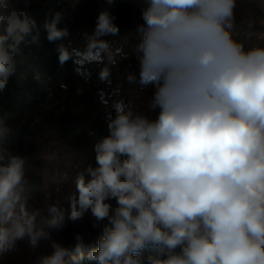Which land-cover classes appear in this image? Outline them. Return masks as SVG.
<instances>
[{
	"label": "clouds",
	"instance_id": "obj_1",
	"mask_svg": "<svg viewBox=\"0 0 264 264\" xmlns=\"http://www.w3.org/2000/svg\"><path fill=\"white\" fill-rule=\"evenodd\" d=\"M104 0L84 54L107 52L102 37L119 27ZM33 0H0V95L18 71L23 49L40 46ZM80 0L56 11L44 28L50 43L70 35ZM264 0H146L138 25L139 84L154 92L155 120L115 106L108 135L94 146L96 166L75 175L63 200L30 203L29 158L13 152L19 131L0 105V264L25 241L35 250L51 231L90 215L102 230L98 247L85 253L82 234L74 252L51 240L37 264H264V31L247 46L234 37L239 17L264 29ZM71 10V11H70ZM61 64L72 58L63 43ZM110 68L99 77L107 80ZM136 83L134 74L127 76ZM59 191V190H57ZM112 200L116 201L113 207Z\"/></svg>",
	"mask_w": 264,
	"mask_h": 264
},
{
	"label": "trees",
	"instance_id": "obj_2",
	"mask_svg": "<svg viewBox=\"0 0 264 264\" xmlns=\"http://www.w3.org/2000/svg\"><path fill=\"white\" fill-rule=\"evenodd\" d=\"M146 0H116L110 11L117 17L114 23L119 27L116 35L129 30L138 31L142 24L141 8ZM104 0H81L80 5L71 11L67 24L69 33L88 32L95 29L96 19ZM67 8L64 0H33L31 12L37 20L40 33V46L29 45L23 49L17 74L11 78L8 90L0 95V105L14 114V123L19 131L10 141L13 152L26 155L29 159L37 155L38 147L34 139L43 129L54 130L56 139L66 143L77 153L74 163L96 166L95 144L108 135L106 117L115 116V91L111 84L99 77L101 66L81 54L73 53L72 58L61 64L58 60V46L63 43L72 51L69 37L63 41L50 43L46 39L44 23L50 20L56 11ZM81 107V113L75 114L73 107ZM36 130V131H35ZM35 168L43 167L42 161L30 162ZM54 163H49L53 165ZM42 170V169H41ZM30 200L42 201L45 184L40 175L29 176ZM113 207L116 201L112 200ZM64 237L71 252L75 249L74 234H82L85 253L98 247L102 230L91 228L75 229L70 227ZM149 255H162L161 250L145 249L140 257L148 264ZM85 264H96L85 261Z\"/></svg>",
	"mask_w": 264,
	"mask_h": 264
},
{
	"label": "rangeland",
	"instance_id": "obj_3",
	"mask_svg": "<svg viewBox=\"0 0 264 264\" xmlns=\"http://www.w3.org/2000/svg\"><path fill=\"white\" fill-rule=\"evenodd\" d=\"M65 4L68 7L69 0H64ZM81 2V0H80ZM80 5V3L77 5V7ZM247 7L252 8V10L256 13L257 16L264 15V13H261L258 8L255 7L254 4H248ZM71 11V10H70ZM70 20V19H69ZM234 28L238 30L245 38L249 39L250 41H257L258 33L261 31H264V29H261L259 26L248 29L244 25H242L240 18L238 17L235 23ZM128 33L130 32L127 31ZM88 32H83L79 34V37H76V32L70 34L71 37H75L74 41L77 44L76 53L81 54L84 57L85 56H92L103 68L104 66H108L111 68V73L113 76V84L112 87L115 91V101L114 104L116 105H123L126 109H130V92H131V85L127 80L126 73L123 72L122 69H117L114 65V58L116 56H123V57H129L131 48L124 44L117 45V36H112L110 40H108L109 48L107 52H100L99 54H96L95 52L91 54H84L87 48V43L84 41V34ZM132 34V33H130ZM120 36V35H119ZM72 37V38H73ZM121 38H119L120 40ZM131 39V38H130ZM124 40V39H123ZM87 58V57H86ZM115 68V70H113ZM152 95H149L145 98V107L149 106L151 101ZM81 107L75 106L73 107V112L75 114L81 113ZM156 119V118H155ZM154 119V120H155ZM36 131V130H35ZM34 142L36 143L38 147L37 155L29 159V172L28 175H41L42 180L45 184L44 189V198L42 201L37 200H30V203L36 207H40L43 202L48 198L51 197V200L54 202L56 199H61V202L64 204L65 207H67V201H64L62 198L66 191H68L71 187H68L65 189L63 193H59L56 191L57 188L63 187L58 182V176L55 175L56 172L61 173L64 172V170H67V166H70L74 162V158H76L78 155L74 152L73 149H71L66 143L59 141L56 139V132L54 130H47L46 128L40 131L36 138L34 139ZM33 160L42 161L43 167L41 169L35 168L30 164ZM54 163L53 165H49V163ZM86 168V167H85ZM66 187V185H65ZM29 192V188H28ZM30 195V194H29ZM31 198V197H30ZM72 227L75 229H85V228H91L93 230H101L100 228H94L92 226L90 215L86 216L82 222L77 223H71L69 222L67 226L63 230H53L51 231V240H56L62 243L64 246L67 245V239L64 237L66 235L67 230ZM51 240H41L39 243V246L32 250L28 248L25 241L18 242V247L20 251L18 253H14L10 255L4 262V264H33V260L35 258H41L44 255H48L52 252L51 248Z\"/></svg>",
	"mask_w": 264,
	"mask_h": 264
},
{
	"label": "built area",
	"instance_id": "obj_4",
	"mask_svg": "<svg viewBox=\"0 0 264 264\" xmlns=\"http://www.w3.org/2000/svg\"><path fill=\"white\" fill-rule=\"evenodd\" d=\"M71 17V16H70ZM70 19V18H69ZM69 19H66L68 21ZM64 26H67L65 23ZM90 34V33H87ZM233 34L234 37L240 41H243L247 46L251 45L255 41H250L249 39L245 38L238 30L233 28ZM135 38L137 40L136 46L131 50L129 57H123V56H116L114 58V65L117 69H122L124 73L128 76L129 74H134L137 78L136 83H130L131 85V92H130V109L134 113H139L147 116L149 119L154 120L158 116L159 110H151L149 106L145 107V98L149 95H153L154 92V86L149 84L146 87L141 88L139 84V76H140V62L138 59V53H137V46L141 43V34L136 31ZM84 41L87 43L86 39L84 38ZM69 44L72 48L73 53L76 52L77 44L74 41V38L69 35ZM102 69V68H101ZM101 69L99 71H101ZM115 70V68L113 69ZM108 84H113V76L111 73L110 68V76L107 80H105ZM67 170H64V172L58 173L56 172L55 175L58 176V182L63 185V187H59L56 189L59 190L57 192L63 193L64 188L66 189L68 187H72V182L77 174L78 171H81L85 168V165L82 163H73L70 166H67ZM66 185V187H65ZM40 258H35L33 260V264H37L38 260ZM5 262V261H4ZM3 262V264H4Z\"/></svg>",
	"mask_w": 264,
	"mask_h": 264
},
{
	"label": "crops",
	"instance_id": "obj_5",
	"mask_svg": "<svg viewBox=\"0 0 264 264\" xmlns=\"http://www.w3.org/2000/svg\"><path fill=\"white\" fill-rule=\"evenodd\" d=\"M80 33H83V32L82 31L76 32V37H79ZM130 33H132V34H130ZM135 34H136V30H130L129 33L126 32L125 34L117 36L118 37L117 38V41H118L117 45H122V44H124L125 46L128 45L131 48V50H132L134 48V46H136V44H137V40L135 38ZM73 38H75V37H73ZM119 38H121V39L119 40ZM85 57H87V59H90L91 61L95 62V60L93 58H91L92 56L88 55V56H85Z\"/></svg>",
	"mask_w": 264,
	"mask_h": 264
}]
</instances>
